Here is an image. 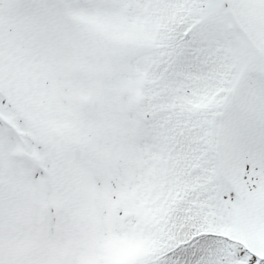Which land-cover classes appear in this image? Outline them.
I'll use <instances>...</instances> for the list:
<instances>
[{"label":"snow or ice","instance_id":"snow-or-ice-1","mask_svg":"<svg viewBox=\"0 0 264 264\" xmlns=\"http://www.w3.org/2000/svg\"><path fill=\"white\" fill-rule=\"evenodd\" d=\"M0 264H264V0H0Z\"/></svg>","mask_w":264,"mask_h":264}]
</instances>
